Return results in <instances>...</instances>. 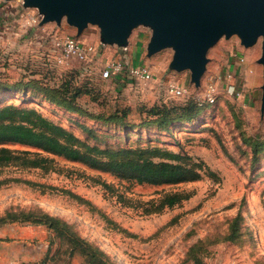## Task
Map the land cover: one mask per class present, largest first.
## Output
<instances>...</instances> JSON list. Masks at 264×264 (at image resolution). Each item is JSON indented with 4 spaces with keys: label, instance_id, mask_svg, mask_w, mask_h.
Instances as JSON below:
<instances>
[{
    "label": "rangeland",
    "instance_id": "1",
    "mask_svg": "<svg viewBox=\"0 0 264 264\" xmlns=\"http://www.w3.org/2000/svg\"><path fill=\"white\" fill-rule=\"evenodd\" d=\"M8 5L12 14L0 27H8L0 30V108L34 109L90 148L141 150L188 172L177 182L138 183L128 171L107 168L103 153L73 160L0 142V245L41 247L35 264H264L261 38L243 48L236 35L222 36L208 48L196 87L189 70L170 67L172 48L147 56L144 25L132 30L126 48L103 46L89 26L77 39L96 47L97 59L57 66L46 47L57 36L76 37V29L65 18L30 26L20 2L0 3ZM116 56L139 58L154 80L102 78L104 63ZM172 80L190 95H170L165 85ZM209 83L215 102L194 106ZM230 85L238 96L226 92ZM171 195L179 199L167 205ZM12 226L26 232L18 236Z\"/></svg>",
    "mask_w": 264,
    "mask_h": 264
},
{
    "label": "water",
    "instance_id": "2",
    "mask_svg": "<svg viewBox=\"0 0 264 264\" xmlns=\"http://www.w3.org/2000/svg\"><path fill=\"white\" fill-rule=\"evenodd\" d=\"M11 1V0H6ZM23 9H35L38 25L62 18L76 29H98L99 43L126 48L132 30H150L147 56L172 48L170 67L189 70L190 81L200 86L206 52L222 36L236 35L243 48L259 38L262 66L261 111L264 110V0H20Z\"/></svg>",
    "mask_w": 264,
    "mask_h": 264
},
{
    "label": "trees",
    "instance_id": "3",
    "mask_svg": "<svg viewBox=\"0 0 264 264\" xmlns=\"http://www.w3.org/2000/svg\"><path fill=\"white\" fill-rule=\"evenodd\" d=\"M191 103L198 106L195 100ZM0 142L41 147L73 160H86L93 152L103 153L108 158L105 162L107 168L112 171H128L138 183L177 182L183 180L188 172V168L181 164L166 161L153 162L141 150L107 152L90 148L79 142L74 135L30 108L15 106L0 108ZM168 156L176 159L179 157L176 154ZM91 159L96 162L94 158ZM178 199L177 195H171L166 198V204L173 205ZM49 220L57 222L54 217H49Z\"/></svg>",
    "mask_w": 264,
    "mask_h": 264
},
{
    "label": "built area",
    "instance_id": "4",
    "mask_svg": "<svg viewBox=\"0 0 264 264\" xmlns=\"http://www.w3.org/2000/svg\"><path fill=\"white\" fill-rule=\"evenodd\" d=\"M6 0H0L1 2ZM21 3L20 0H17ZM20 12V17L30 26H37L40 17L35 11L29 9H23ZM50 51L53 57V61L57 66H65L66 64L77 63H90L97 59L98 50L96 47L90 44L81 43L77 37L69 35H61L52 39ZM236 54V53H235ZM236 60L240 64L245 63V58L241 55L236 56ZM101 76L104 79H125L131 82H137L141 84H149L154 80L155 74L145 64H133L128 61L125 56H119L107 60L102 69ZM166 91L175 97H185L190 95L188 88L177 82L168 81L165 85ZM226 92L229 95H239V89L236 86L230 85L226 88ZM216 100V90L213 83H209L203 95H196L195 101L197 105L203 107L205 104H213Z\"/></svg>",
    "mask_w": 264,
    "mask_h": 264
},
{
    "label": "crops",
    "instance_id": "5",
    "mask_svg": "<svg viewBox=\"0 0 264 264\" xmlns=\"http://www.w3.org/2000/svg\"><path fill=\"white\" fill-rule=\"evenodd\" d=\"M12 8L10 7V5L8 6H4V8L0 7V27H4L5 24L2 25V23H6L5 20L8 19V14H10V9ZM12 14V13H11ZM18 15V14H16ZM21 20V19H20ZM89 27V26H88ZM8 28V27H7ZM6 27L3 29H0L1 31H4L7 29ZM21 29H19L17 32H20L21 34H25V28L21 27ZM15 35H17L18 33H14ZM45 48V47H44ZM42 50V48H41ZM50 51V46L46 47V52ZM137 54V53H136ZM119 56L113 57V58H117ZM136 58L134 57V59L131 60V62L133 64H137L135 61H137ZM63 67V66H62ZM27 228V227H26ZM12 231L16 232L17 230L19 234H17L18 236L23 235L26 232V229L21 230L19 226H12ZM2 232H6L3 231ZM28 250V252H27ZM23 249V247H21V244L19 243H8V244H2L0 245V264H35L36 261H38V259L40 257H42L43 255V249L41 247L34 249L33 252L30 251L29 249ZM40 260V259H39Z\"/></svg>",
    "mask_w": 264,
    "mask_h": 264
}]
</instances>
